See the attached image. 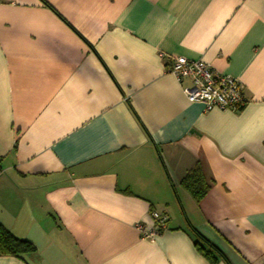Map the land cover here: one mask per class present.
<instances>
[{
    "label": "crops",
    "instance_id": "obj_1",
    "mask_svg": "<svg viewBox=\"0 0 264 264\" xmlns=\"http://www.w3.org/2000/svg\"><path fill=\"white\" fill-rule=\"evenodd\" d=\"M44 1L79 35L0 0V223L36 248L0 264H210L187 222L229 264H264V0ZM176 56L246 103L188 101ZM196 166L199 202L180 185ZM151 211L167 222L148 239Z\"/></svg>",
    "mask_w": 264,
    "mask_h": 264
},
{
    "label": "built area",
    "instance_id": "obj_2",
    "mask_svg": "<svg viewBox=\"0 0 264 264\" xmlns=\"http://www.w3.org/2000/svg\"><path fill=\"white\" fill-rule=\"evenodd\" d=\"M182 85L183 93L190 102H199L205 111L211 109L236 111L246 100L243 87L238 79L214 71L210 65L200 59L191 60L184 56H176L167 68ZM152 226L147 229L138 225L137 229L143 238L152 239L165 229L167 216L159 211H151Z\"/></svg>",
    "mask_w": 264,
    "mask_h": 264
},
{
    "label": "trees",
    "instance_id": "obj_3",
    "mask_svg": "<svg viewBox=\"0 0 264 264\" xmlns=\"http://www.w3.org/2000/svg\"><path fill=\"white\" fill-rule=\"evenodd\" d=\"M41 1L45 6L53 10L67 25H69L53 9V7L44 0ZM71 29L73 28L71 27ZM77 35L79 34L77 33ZM128 105L132 109L131 105ZM180 185L192 196L195 202H199L209 190V184L204 179L200 166H196L189 171L180 181ZM187 225L193 235L196 249L209 261L210 264H216L219 258L223 259L226 264H229L219 249L200 235L188 222ZM35 251L36 248L32 242L14 236L0 223V255H10L23 259L25 256L33 255Z\"/></svg>",
    "mask_w": 264,
    "mask_h": 264
}]
</instances>
